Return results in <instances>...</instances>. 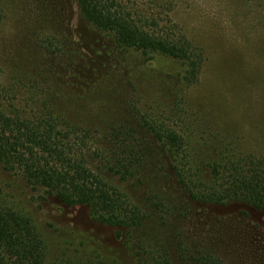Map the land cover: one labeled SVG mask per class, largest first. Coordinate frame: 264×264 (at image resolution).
I'll return each mask as SVG.
<instances>
[{"label":"trees","instance_id":"trees-1","mask_svg":"<svg viewBox=\"0 0 264 264\" xmlns=\"http://www.w3.org/2000/svg\"><path fill=\"white\" fill-rule=\"evenodd\" d=\"M75 2L84 19L104 35L103 41L109 40L116 51L136 58L138 65L150 67L157 56H165L182 65L180 81L191 86L200 80L205 50L187 36L177 37L151 28L121 0ZM21 3L18 16L30 39L25 36L18 43L17 58L9 68L15 75L4 91L16 93L19 83L40 71L46 73L50 83L43 90L33 80L29 110L0 96V163L17 172L36 191L54 197L64 206L86 207L95 222L116 229L118 237L126 238V242H134L131 249L136 252V264L219 263L203 247L185 246L183 240L175 238L146 243L142 238L136 240V232L152 225L157 217L164 226L171 222L175 225L178 218L195 214L194 204L203 209L205 205L245 202L264 212V158L223 148L215 153L218 147L213 144L208 157L199 154L182 131L142 109L139 101L131 98L125 101L126 105L122 103L128 120L121 115L101 120L104 133L93 152L88 146L92 138L88 132L93 126L71 110V103L60 104V98L68 95L64 86L56 85L53 79L51 68L68 49L55 32L42 35L38 30L39 22L54 13L52 9L65 13V0ZM4 13L0 9V22ZM51 19L59 23L56 15ZM42 57L54 61L50 69L47 64L44 66ZM95 68L99 67L88 65L82 73L91 79L89 82H95L98 91L104 86L112 87L115 78L109 71L92 78ZM161 153L170 157L173 167L160 165ZM153 155H157L156 165L151 166ZM129 182L134 187L147 186L143 188L144 199L134 200L122 189L121 183ZM48 252V242L35 218L13 200L0 180V264H87L77 251L71 255L63 253L54 262L49 261Z\"/></svg>","mask_w":264,"mask_h":264},{"label":"rangeland","instance_id":"rangeland-1","mask_svg":"<svg viewBox=\"0 0 264 264\" xmlns=\"http://www.w3.org/2000/svg\"><path fill=\"white\" fill-rule=\"evenodd\" d=\"M21 1L0 0V9L5 12L0 22V96L29 110L33 103L29 88L36 79L40 89H46L50 83L46 73L28 75L14 94L4 91L15 75L9 68L17 58L18 43L29 37L18 16ZM121 1L151 28L187 36L205 50L206 60L200 80L186 85L179 80L183 68L177 60L157 56L150 67H143L131 55L116 51L84 19L75 0H65L64 14L52 9L59 23L51 19L53 14H48L45 22H39L38 30L42 35L55 32L68 49L55 60L51 70L55 84L64 86L68 95L60 98V104L71 103V110L93 126L88 132L92 136L89 149L95 151L97 139L104 133L101 120L120 115L128 120L122 103L126 105L131 98L138 100L142 109L182 131L199 154L208 157L213 144L218 147L215 153L223 148L264 158V0ZM37 59L40 63V57ZM43 60L50 69L54 61L50 57ZM88 65L99 67L95 68L94 79L100 72L109 71L115 78L112 87L104 86L98 91L95 82H89L91 79L82 73ZM158 157L162 159L160 165L174 166L164 153ZM156 159L157 155L150 156L151 166L156 165ZM0 180L13 200L35 218L48 242L50 262L63 253L77 251L87 264H136V252L131 249L134 242H126V238L118 237L116 229L95 222L86 207L62 205L28 186L17 172L5 169L2 163ZM121 186L134 200L143 198V188H147L139 184L134 187L130 182ZM193 208L194 215L178 218L175 225L171 222L164 226L157 217L152 225L136 232V240L142 238L155 244L175 238L183 240L185 246L211 252L218 259L216 264H264V212L245 202L211 204L203 209L194 204Z\"/></svg>","mask_w":264,"mask_h":264}]
</instances>
